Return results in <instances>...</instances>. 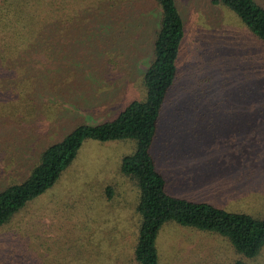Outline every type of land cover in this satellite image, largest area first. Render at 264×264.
<instances>
[{"label":"rangeland","instance_id":"rangeland-1","mask_svg":"<svg viewBox=\"0 0 264 264\" xmlns=\"http://www.w3.org/2000/svg\"><path fill=\"white\" fill-rule=\"evenodd\" d=\"M264 6V0H256ZM180 73L150 153L168 194L264 213V44L211 0H176ZM156 0H0V189L80 124L144 100ZM133 140L86 139L57 181L0 226V264H138ZM111 186L110 190H106ZM159 264H264L216 233L165 222Z\"/></svg>","mask_w":264,"mask_h":264},{"label":"trees","instance_id":"trees-1","mask_svg":"<svg viewBox=\"0 0 264 264\" xmlns=\"http://www.w3.org/2000/svg\"><path fill=\"white\" fill-rule=\"evenodd\" d=\"M159 26L153 40V59L145 70L144 100H133L114 117L95 124H80L61 140L48 145L27 178L0 189V226L29 201L50 188L70 165L86 139L133 140L134 151L124 155L120 171L138 188L139 215L134 257L138 264H159L156 237L165 222L225 237L235 252L256 257L264 248V213L255 216L229 211L206 202L172 196L155 167L150 147L160 110L167 93L179 76V55L185 35L176 0H156ZM239 18L245 28L264 44V6L256 0H211ZM107 186L106 190H110ZM243 264V263H237Z\"/></svg>","mask_w":264,"mask_h":264}]
</instances>
